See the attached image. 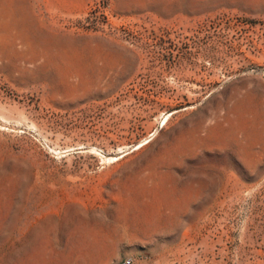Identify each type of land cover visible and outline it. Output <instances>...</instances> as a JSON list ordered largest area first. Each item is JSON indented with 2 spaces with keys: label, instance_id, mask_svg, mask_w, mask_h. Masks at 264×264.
<instances>
[{
  "label": "rangeland",
  "instance_id": "374dc122",
  "mask_svg": "<svg viewBox=\"0 0 264 264\" xmlns=\"http://www.w3.org/2000/svg\"><path fill=\"white\" fill-rule=\"evenodd\" d=\"M128 255L264 264V0H0V264Z\"/></svg>",
  "mask_w": 264,
  "mask_h": 264
},
{
  "label": "built area",
  "instance_id": "2783aa9c",
  "mask_svg": "<svg viewBox=\"0 0 264 264\" xmlns=\"http://www.w3.org/2000/svg\"><path fill=\"white\" fill-rule=\"evenodd\" d=\"M116 264H138L136 258L132 256L122 257Z\"/></svg>",
  "mask_w": 264,
  "mask_h": 264
},
{
  "label": "bare ground",
  "instance_id": "6f19581e",
  "mask_svg": "<svg viewBox=\"0 0 264 264\" xmlns=\"http://www.w3.org/2000/svg\"><path fill=\"white\" fill-rule=\"evenodd\" d=\"M169 113H171V112H169ZM113 158V157H112Z\"/></svg>",
  "mask_w": 264,
  "mask_h": 264
}]
</instances>
